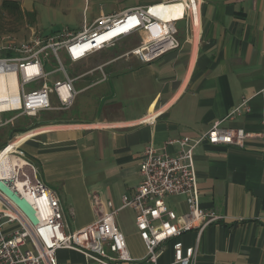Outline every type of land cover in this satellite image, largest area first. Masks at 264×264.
I'll return each mask as SVG.
<instances>
[{"label":"crops","instance_id":"0c3cea01","mask_svg":"<svg viewBox=\"0 0 264 264\" xmlns=\"http://www.w3.org/2000/svg\"><path fill=\"white\" fill-rule=\"evenodd\" d=\"M15 1L35 14L28 0ZM156 7L158 17L183 20L178 49L141 62L126 54L148 38L138 30L131 35L141 39L125 50L121 38L79 61H70L61 51L74 67L72 74L66 70L77 91L73 104L39 111L24 126H15L9 139L15 136L39 179L57 194L66 228L68 216L85 217L78 230L115 209L117 226L124 209L134 218L131 208L119 207L121 196L140 184L139 162L146 145L172 155L178 152L172 140L198 138L216 121L223 128H242L248 134L243 147L202 140L193 149L200 204L224 217L202 232L197 264H264V0H203L195 40L182 3ZM114 13L121 11L105 14L101 8L82 29ZM243 100L250 110L243 107L234 114ZM52 104H58L56 97ZM173 198L171 209L184 212V198ZM119 228L128 247L143 244L137 230L129 237ZM195 235L189 232L183 242L190 245ZM165 254L170 260L169 248Z\"/></svg>","mask_w":264,"mask_h":264},{"label":"built area","instance_id":"2783aa9c","mask_svg":"<svg viewBox=\"0 0 264 264\" xmlns=\"http://www.w3.org/2000/svg\"><path fill=\"white\" fill-rule=\"evenodd\" d=\"M167 2L184 5L186 27L195 40L202 22L203 0H165L134 6L101 16L93 26L76 34L66 29L51 34L36 32L22 42H16L10 35L2 36L0 53L5 56H0V125L18 116L35 117L39 111L68 109L77 91L60 52L70 61H79L138 30H150L162 21L153 14L154 8ZM162 25L164 31L159 25L155 34L146 32L148 38L126 54L141 62H151L169 50L178 49L176 21ZM118 28L121 29L112 32ZM106 34L109 36L101 39ZM46 66L52 69L48 71ZM55 73H61L62 79L49 81ZM13 77L18 88L16 96L9 82ZM41 81L43 84L37 87ZM32 83L36 85L27 87ZM53 97L57 99L56 106L52 104ZM243 107L250 110L243 100L233 113H240ZM10 111L17 114L3 120V114ZM247 135L242 128H223L216 121L198 138L184 136L172 140L170 143H178L176 154L170 155L151 144L144 147L139 162L140 184L132 193L121 196L119 207L134 211V226L144 244L140 257L130 254L128 243L115 223L116 209L102 213L81 229L68 231L57 194L39 179L35 163L15 136L11 137L0 147V264H60L56 257L59 249L75 251L89 264H197L202 232L224 217L200 204L193 149L202 140L213 145L243 147ZM4 159L9 163L7 168ZM167 196H182L185 211L170 209L162 202ZM13 223L16 227L4 232ZM192 231L196 233L195 241L186 245L182 237ZM168 248L170 260L165 257Z\"/></svg>","mask_w":264,"mask_h":264},{"label":"rangeland","instance_id":"374dc122","mask_svg":"<svg viewBox=\"0 0 264 264\" xmlns=\"http://www.w3.org/2000/svg\"><path fill=\"white\" fill-rule=\"evenodd\" d=\"M165 0H28L29 5L35 14L28 13L27 10L21 8V13L10 11L7 8L2 7L3 0H0V38L2 36L10 35L16 42H22V39H26L32 33L42 32L51 33L53 31L68 30L71 33L76 34L82 30L83 25H89L96 15L99 14V10L102 8L105 14L119 12L126 10L128 7L138 5H146L152 2H159ZM167 1V0H166ZM20 4V2H18ZM157 7L154 8V11ZM117 14V13H114ZM161 18V17H160ZM163 19V18H161ZM170 19V18H167ZM165 19V20H167ZM164 20V19H163ZM158 25H153L150 30L142 29L141 32H149L155 34ZM176 27L179 33L182 31L183 20L176 23ZM141 39L140 36L133 34L124 37L119 43L123 50L129 46L136 45ZM140 44V43H139ZM13 55V53H9ZM0 56H5L0 53ZM63 66L66 70L72 74L74 67L73 63L67 58H64L62 52H60ZM46 70H51L50 66L45 67ZM58 74H52L49 78H55ZM41 84L40 82H38ZM35 83L28 84L27 87L35 86ZM17 114V111H10L3 114V120L10 119L13 115ZM45 113H40L41 118ZM38 117V118H39ZM31 118L26 116H18L10 123L0 126V146L8 141L10 136L15 133V126H24L29 122ZM35 122L37 118H32ZM174 199L172 196H167L162 202L171 209L173 207ZM118 225L121 227L125 235L129 237L134 234L136 226H134L133 214L129 209H124L119 212L117 217ZM85 221V217L82 216H68L66 219L68 225V231L77 229V226ZM4 232L13 230L16 224H9L6 226ZM130 251L133 255L141 256L144 253L143 244L140 242H134L129 244ZM56 257L60 264H89L85 262L84 258L72 253L68 250H58Z\"/></svg>","mask_w":264,"mask_h":264},{"label":"bare ground","instance_id":"6f19581e","mask_svg":"<svg viewBox=\"0 0 264 264\" xmlns=\"http://www.w3.org/2000/svg\"><path fill=\"white\" fill-rule=\"evenodd\" d=\"M154 14V13H153ZM155 15V14H154ZM158 17V16H157ZM160 20H162L161 21V25H162V23H164V22H167V21H173L172 19H167V20H163V19H161L160 17H158ZM163 26V25H162ZM121 28H118V29H116V30H114V31H112V32H115V31H117V30H120ZM165 29H166V27H165ZM164 31V30H163ZM112 32H109V34H112ZM109 34H106V35H104V36H102L101 37V39L102 38H104V37H107V36H109ZM10 84H11V91H12V93L16 96L17 94H18V88H17V84H16V80L14 79V77L12 78V79H10ZM4 164H5V167L7 168L8 167V161H7V159H4V162H3Z\"/></svg>","mask_w":264,"mask_h":264},{"label":"trees","instance_id":"16d2710c","mask_svg":"<svg viewBox=\"0 0 264 264\" xmlns=\"http://www.w3.org/2000/svg\"><path fill=\"white\" fill-rule=\"evenodd\" d=\"M2 7L3 8H7L8 10L10 11H14V12H19L21 13V10H20V7H19V4L17 1L15 0H3L2 2ZM173 9H176V7H173ZM163 19H167L169 17L167 16H161ZM3 146V145H2Z\"/></svg>","mask_w":264,"mask_h":264}]
</instances>
